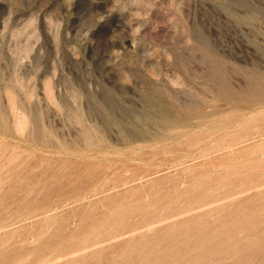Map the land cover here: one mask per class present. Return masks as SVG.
Here are the masks:
<instances>
[{"label":"rangeland","instance_id":"obj_1","mask_svg":"<svg viewBox=\"0 0 264 264\" xmlns=\"http://www.w3.org/2000/svg\"><path fill=\"white\" fill-rule=\"evenodd\" d=\"M0 264H264V0H0Z\"/></svg>","mask_w":264,"mask_h":264},{"label":"bare ground","instance_id":"obj_2","mask_svg":"<svg viewBox=\"0 0 264 264\" xmlns=\"http://www.w3.org/2000/svg\"><path fill=\"white\" fill-rule=\"evenodd\" d=\"M259 84H260V83H259ZM148 109H150V108H148ZM142 110H143V109H142ZM142 110H141V111H142ZM145 112H146V111H145ZM162 112H163V111H162ZM158 115H159V114H158ZM154 116H155V115H154ZM136 117H137V116H136ZM150 119H151V118H150ZM150 119H149V120H150ZM111 120H112V119H111ZM136 122H137V121H136ZM126 123H127V122H126ZM138 124H139V123H138ZM131 125H132V124H131ZM134 125H135V124H134ZM164 127H165V126H164ZM176 128H178V127H176ZM128 131H131V129L129 128ZM175 132H176V131H175ZM142 136H144V135H142ZM135 138H136V137H135ZM140 140H141V139H140Z\"/></svg>","mask_w":264,"mask_h":264}]
</instances>
